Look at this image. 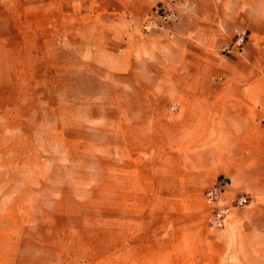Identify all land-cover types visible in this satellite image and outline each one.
Masks as SVG:
<instances>
[{
    "label": "rangeland",
    "instance_id": "1",
    "mask_svg": "<svg viewBox=\"0 0 264 264\" xmlns=\"http://www.w3.org/2000/svg\"><path fill=\"white\" fill-rule=\"evenodd\" d=\"M146 1L0 0V264L188 262L181 192L133 189L149 186L153 160L118 122L138 113L116 110L133 96L96 61V24L118 11L173 34L178 16L163 28ZM239 34L247 43L237 51ZM249 41L240 31L222 51L241 55ZM200 198L208 229L223 228Z\"/></svg>",
    "mask_w": 264,
    "mask_h": 264
},
{
    "label": "crops",
    "instance_id": "2",
    "mask_svg": "<svg viewBox=\"0 0 264 264\" xmlns=\"http://www.w3.org/2000/svg\"><path fill=\"white\" fill-rule=\"evenodd\" d=\"M173 5V34L145 32L141 17L132 20L127 10L96 24L103 51L96 61L119 78L121 94L133 96L116 110L138 111L118 122L141 149L147 144L153 160L149 186L133 189L181 192L186 264H264V0ZM240 31L250 34L243 53H224ZM217 183L224 189L218 203L230 209L215 231L197 208ZM241 195L251 204L231 207Z\"/></svg>",
    "mask_w": 264,
    "mask_h": 264
},
{
    "label": "built area",
    "instance_id": "3",
    "mask_svg": "<svg viewBox=\"0 0 264 264\" xmlns=\"http://www.w3.org/2000/svg\"><path fill=\"white\" fill-rule=\"evenodd\" d=\"M153 15L157 18L163 28H171L175 21L177 20V15L174 10L166 6L165 4L157 5L153 8ZM247 43V35L246 34H239L234 42L233 49L239 51L244 48L245 44ZM264 122V119H263ZM224 194V189L220 183L215 184L211 188H209L206 192V201L209 204L214 205V212H213V223L216 226H224L226 223V216H228V210L230 209L229 206H222L219 205V201L221 200ZM252 199L249 196L241 195L235 201L234 205L237 208H245L250 205Z\"/></svg>",
    "mask_w": 264,
    "mask_h": 264
},
{
    "label": "bare ground",
    "instance_id": "4",
    "mask_svg": "<svg viewBox=\"0 0 264 264\" xmlns=\"http://www.w3.org/2000/svg\"><path fill=\"white\" fill-rule=\"evenodd\" d=\"M232 206H233V207H236V206L234 205V202H233ZM229 208H230V207H229ZM228 213H229V210H228ZM227 217H228V216H226V220H225V221H227Z\"/></svg>",
    "mask_w": 264,
    "mask_h": 264
}]
</instances>
